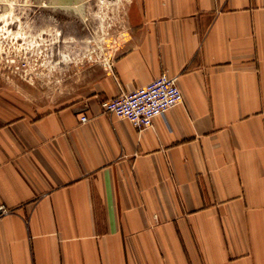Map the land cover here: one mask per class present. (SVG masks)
<instances>
[{
    "label": "crops",
    "instance_id": "obj_1",
    "mask_svg": "<svg viewBox=\"0 0 264 264\" xmlns=\"http://www.w3.org/2000/svg\"><path fill=\"white\" fill-rule=\"evenodd\" d=\"M163 74L184 103L152 128L104 112ZM1 207L0 264H264V0H134L68 104L1 88Z\"/></svg>",
    "mask_w": 264,
    "mask_h": 264
},
{
    "label": "rangeland",
    "instance_id": "obj_2",
    "mask_svg": "<svg viewBox=\"0 0 264 264\" xmlns=\"http://www.w3.org/2000/svg\"><path fill=\"white\" fill-rule=\"evenodd\" d=\"M83 1L90 4L82 21H58L35 7L47 0H8L12 7L0 11V89L44 112L68 104L112 67L134 0L62 2Z\"/></svg>",
    "mask_w": 264,
    "mask_h": 264
},
{
    "label": "built area",
    "instance_id": "obj_3",
    "mask_svg": "<svg viewBox=\"0 0 264 264\" xmlns=\"http://www.w3.org/2000/svg\"><path fill=\"white\" fill-rule=\"evenodd\" d=\"M184 103V94L178 77L163 74L146 86L102 103L105 113L129 121L136 129L143 131L154 126L157 118L164 116L172 108ZM86 116L81 118L87 123ZM9 211L1 207L0 218Z\"/></svg>",
    "mask_w": 264,
    "mask_h": 264
},
{
    "label": "bare ground",
    "instance_id": "obj_4",
    "mask_svg": "<svg viewBox=\"0 0 264 264\" xmlns=\"http://www.w3.org/2000/svg\"><path fill=\"white\" fill-rule=\"evenodd\" d=\"M35 1L40 2L41 0H35ZM62 1L63 0H47L46 3L42 5H36L35 7L41 11L42 13L41 15H45L47 18H52L58 21L59 20L63 21L64 18L67 19V18L74 17L82 21L83 13H86V9H87L85 6L87 4L89 5L90 1H83L79 5L77 3L67 4ZM7 6L12 7V4H10L8 0H0V11L6 13L5 11L7 9Z\"/></svg>",
    "mask_w": 264,
    "mask_h": 264
}]
</instances>
